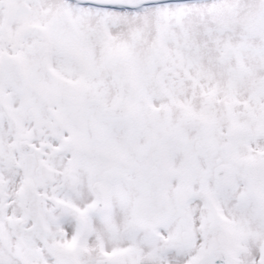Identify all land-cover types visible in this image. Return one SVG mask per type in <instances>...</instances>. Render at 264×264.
<instances>
[{"label":"snow or ice","instance_id":"6c2138e0","mask_svg":"<svg viewBox=\"0 0 264 264\" xmlns=\"http://www.w3.org/2000/svg\"><path fill=\"white\" fill-rule=\"evenodd\" d=\"M0 264H264V0H0Z\"/></svg>","mask_w":264,"mask_h":264}]
</instances>
